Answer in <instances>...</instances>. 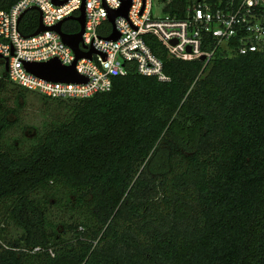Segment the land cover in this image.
<instances>
[{"label":"trees","instance_id":"16d2710c","mask_svg":"<svg viewBox=\"0 0 264 264\" xmlns=\"http://www.w3.org/2000/svg\"><path fill=\"white\" fill-rule=\"evenodd\" d=\"M38 26L30 11L20 30ZM146 40L169 81L42 97L60 116L31 137L29 91L0 80L16 96L0 99V264H264V53L205 67Z\"/></svg>","mask_w":264,"mask_h":264},{"label":"built area","instance_id":"2783aa9c","mask_svg":"<svg viewBox=\"0 0 264 264\" xmlns=\"http://www.w3.org/2000/svg\"><path fill=\"white\" fill-rule=\"evenodd\" d=\"M15 0L9 9H0V80L51 100H81L110 92L114 78L135 72L166 82L164 63L146 38L160 42L171 58L203 61L207 67L217 51L227 57L264 53V0H131L127 17H117L114 26L108 17L128 0ZM161 6L162 14L154 13ZM85 6V28L81 52L91 58L77 60L62 36L52 30L68 17L80 16ZM42 13L47 31L24 35L23 14ZM39 13V12H38ZM24 15V16H25ZM40 17V14H39ZM68 22V21H67ZM73 35L80 31L64 28ZM77 23V22H76ZM78 24V23H77ZM79 25V24H78ZM116 31L117 40L109 39ZM58 60L64 67L75 63L85 83L54 82L29 72L26 63ZM202 62V61H201ZM8 64V69L6 65Z\"/></svg>","mask_w":264,"mask_h":264},{"label":"water","instance_id":"95a60500","mask_svg":"<svg viewBox=\"0 0 264 264\" xmlns=\"http://www.w3.org/2000/svg\"><path fill=\"white\" fill-rule=\"evenodd\" d=\"M54 3L56 5H64L66 1H60V0H54ZM131 6V0L125 1L124 5L116 11H111L108 17L109 22L114 26L115 19L117 17H127L128 11ZM34 10H37L40 14L39 17V26L34 34L31 36L39 35L45 31L48 30L43 25V17L42 13L39 9L33 8ZM80 16L78 17H68L62 22L58 23L52 30L58 32L64 41V43L69 46L76 54L77 60L82 59L84 57L91 58V53L85 54L81 52L80 50V43L82 42V36L84 34V28H85V6L82 7L80 11ZM25 14H23L20 18L24 17ZM76 21L80 26V31L73 35H67L62 32V25L63 23L67 21ZM119 38V35L116 31L109 37V39L117 40ZM1 58V56H0ZM205 57L201 58V61H205ZM76 63L72 67H64L58 60H52L48 63H26V69L35 74L38 77L54 81V82H64V83H85V78L81 77L76 69H75ZM6 69H8V64L6 65Z\"/></svg>","mask_w":264,"mask_h":264},{"label":"rangeland","instance_id":"374dc122","mask_svg":"<svg viewBox=\"0 0 264 264\" xmlns=\"http://www.w3.org/2000/svg\"><path fill=\"white\" fill-rule=\"evenodd\" d=\"M161 10V6L156 5L154 8V13L156 15H161ZM3 72L4 71H0V74ZM15 97L16 96L14 94L0 93V99L3 100V103L7 104L8 106L14 104ZM56 108H58V103L45 100L41 96L29 92V94L27 95V102L20 112L21 117L24 120V126H27L26 133L28 134V136L31 137L34 135L35 131L33 129V126H39L41 122L46 119H52L53 117L60 116V113L55 111ZM11 232L13 234H16L18 230L14 229Z\"/></svg>","mask_w":264,"mask_h":264}]
</instances>
